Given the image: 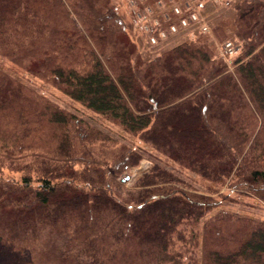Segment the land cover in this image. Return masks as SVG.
I'll return each mask as SVG.
<instances>
[{"label": "trees", "instance_id": "obj_1", "mask_svg": "<svg viewBox=\"0 0 264 264\" xmlns=\"http://www.w3.org/2000/svg\"><path fill=\"white\" fill-rule=\"evenodd\" d=\"M115 9L0 0L5 58L164 158L125 189L143 148L0 69V261L264 264V218L228 206L264 203V0L214 28L241 45L232 61L207 38L146 59ZM170 163L231 194L205 197Z\"/></svg>", "mask_w": 264, "mask_h": 264}, {"label": "rangeland", "instance_id": "obj_2", "mask_svg": "<svg viewBox=\"0 0 264 264\" xmlns=\"http://www.w3.org/2000/svg\"><path fill=\"white\" fill-rule=\"evenodd\" d=\"M238 1L239 0H112V4L116 8V14L124 19L127 24L132 25V39L137 44L139 52L146 59L159 55L181 42L196 41L199 38H207L209 39L210 44L213 45L219 58L225 59L226 61H232L240 55L241 45L232 36L226 39L219 38L214 32V28L221 21L227 20L233 16L234 6ZM175 7H179L184 13L188 10L196 11L200 16L199 23L190 28H179L177 33L167 40H163L155 46L151 45L148 40V34L142 30V26H145L146 22L154 23V21L159 20L163 27L167 28L169 26H167L169 18L172 23L178 25L179 18L173 15ZM205 25L209 27V32H203L202 28ZM227 41H232L239 47L238 54L231 59L223 58L220 54L222 45ZM6 42V40H0V69L9 73L13 78L19 80L30 88H33L49 100H52L61 107L76 114L78 117L97 126L106 134L117 139L121 143L128 144L135 149L140 147L144 149V151L140 152L142 155L140 163L137 166H133L127 172L128 179L123 186L125 189L132 188L137 179L147 173L153 167L154 163H156L158 158L164 159L162 155L154 149L143 145L137 138L123 131L119 126L105 121L101 117L87 110L81 104L65 96L51 83H46L36 75L20 68L17 63L5 58L4 51L8 49V44L4 45ZM229 64L231 63L229 62ZM234 68L235 66L230 65V71H233ZM170 165V169L174 170L197 192L203 194L209 199L217 200L220 197L225 198L226 195L231 194V190H229V187L227 186H213L210 182L203 180L199 176L192 174L190 171L177 164L170 163ZM5 174L7 176L19 177L18 173L9 174L7 170H5ZM241 202L242 204L229 202L228 206L233 212H242L245 215L264 218V203L251 198H243ZM10 260L11 259H1L0 264H12ZM41 260L42 259L38 258L35 264H44Z\"/></svg>", "mask_w": 264, "mask_h": 264}, {"label": "built area", "instance_id": "obj_3", "mask_svg": "<svg viewBox=\"0 0 264 264\" xmlns=\"http://www.w3.org/2000/svg\"><path fill=\"white\" fill-rule=\"evenodd\" d=\"M174 9L173 15L179 18L178 25L172 23L169 18V22H167V26H169L167 28L163 27L159 20L154 21V23L146 22V25L142 26V30L148 34V40L151 45L155 46L161 43V41L167 40L172 35L176 34L179 28L186 29L199 23L200 16L196 11L188 10L184 13L179 7H175ZM202 30L203 32H209V27L205 25ZM238 52L239 47L232 41L225 42L220 49L221 56L226 59L235 57Z\"/></svg>", "mask_w": 264, "mask_h": 264}]
</instances>
